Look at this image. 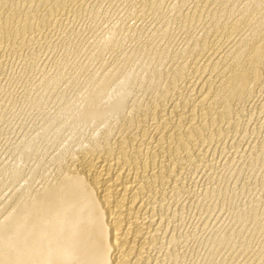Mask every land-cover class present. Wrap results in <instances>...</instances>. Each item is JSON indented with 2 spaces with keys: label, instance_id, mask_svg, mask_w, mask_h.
Here are the masks:
<instances>
[{
  "label": "rangeland",
  "instance_id": "obj_1",
  "mask_svg": "<svg viewBox=\"0 0 264 264\" xmlns=\"http://www.w3.org/2000/svg\"><path fill=\"white\" fill-rule=\"evenodd\" d=\"M228 1L71 0L54 23L2 56L0 232L25 187L44 186L109 122L123 125L109 105L121 102L128 112L131 102L154 94L160 73L195 65L204 42L219 31L211 21L216 6ZM247 96L222 139L211 143L202 162L185 166L168 193L163 211L169 217L151 263L247 264L264 242V81ZM79 99L82 110L96 104L100 112L84 115Z\"/></svg>",
  "mask_w": 264,
  "mask_h": 264
},
{
  "label": "bare ground",
  "instance_id": "obj_2",
  "mask_svg": "<svg viewBox=\"0 0 264 264\" xmlns=\"http://www.w3.org/2000/svg\"><path fill=\"white\" fill-rule=\"evenodd\" d=\"M70 1L0 0V62L54 23ZM220 4L211 19L219 31L204 42L195 65L158 73L154 94L145 103L131 102L128 112L119 101L109 105L123 119L121 127L109 122L107 130L97 131L89 145L58 165L62 169L44 186H24L2 223L0 264L151 263V250L169 217L163 211L172 198L168 193L185 166L206 158L211 143L238 118L245 95L264 81V0ZM80 99L76 108L85 104ZM100 108L95 104L81 111L92 115ZM260 244L247 264H264Z\"/></svg>",
  "mask_w": 264,
  "mask_h": 264
}]
</instances>
